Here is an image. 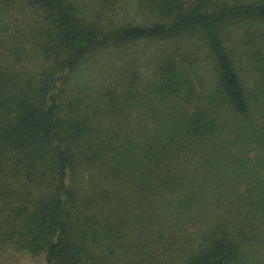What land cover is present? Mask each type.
Segmentation results:
<instances>
[{
  "label": "trees",
  "instance_id": "16d2710c",
  "mask_svg": "<svg viewBox=\"0 0 264 264\" xmlns=\"http://www.w3.org/2000/svg\"><path fill=\"white\" fill-rule=\"evenodd\" d=\"M263 25L264 0H0V256L264 264Z\"/></svg>",
  "mask_w": 264,
  "mask_h": 264
},
{
  "label": "rangeland",
  "instance_id": "374dc122",
  "mask_svg": "<svg viewBox=\"0 0 264 264\" xmlns=\"http://www.w3.org/2000/svg\"><path fill=\"white\" fill-rule=\"evenodd\" d=\"M263 28H264V25H263ZM142 47L143 46L140 45V46L135 48L137 58L139 60V64H142L144 62V60H143L144 57L143 56L140 57ZM146 51L149 52L146 47L145 48L143 47V53H146ZM137 64H138V62H137ZM0 264H44V260H43L42 256L30 257V256H26V255H23L20 253L10 252L8 254L0 256Z\"/></svg>",
  "mask_w": 264,
  "mask_h": 264
}]
</instances>
